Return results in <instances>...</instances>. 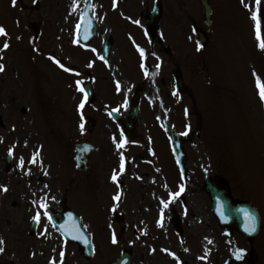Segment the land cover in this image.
<instances>
[{"label": "flooded vegetation", "instance_id": "af4514ba", "mask_svg": "<svg viewBox=\"0 0 264 264\" xmlns=\"http://www.w3.org/2000/svg\"><path fill=\"white\" fill-rule=\"evenodd\" d=\"M209 2L212 15L206 33H212L226 11L232 27H241L247 40L244 65L251 107L246 116L239 109L220 110L221 102L215 96L224 95L222 85L213 87L212 83L203 88L199 74L194 86L185 82L188 37L193 44L189 55L195 56L196 67L202 62L203 50L196 29L203 28L204 18L198 0H29L22 5L25 13L31 8L53 11V20L44 15L33 21L27 17V36L39 44L30 48L46 57L42 58L61 77L77 86L86 84L92 88L94 100L87 106L107 114L114 109L127 117L124 122H112L107 115L96 118L92 114L94 128L112 126L130 142L136 137L144 95L150 112L156 107L157 115L163 113L157 116L153 112L152 119L169 138L164 124L178 129L185 159L183 166L176 164L163 176L169 193L148 198L142 205L122 196L125 178L121 168L107 169L101 164L97 172H91V166L86 173H80L70 165L54 177L67 185L63 197L52 198L50 204L45 203L46 208L36 197L27 201L22 213L24 258L20 264H113L124 252L130 257V264H264V100L257 87V77L264 81V49L259 47L257 21L253 18L258 6L256 0ZM86 6L96 31L83 46L76 41V27ZM258 16L264 38V2ZM32 23L37 39L28 28ZM234 80L229 79L227 96L237 87ZM172 100L177 107L170 110ZM207 107L216 119L228 125L227 132L235 129L236 134H241L235 137L236 147L228 144L223 150L212 149L210 159L202 163L200 157L194 159L197 153L187 150L186 143L198 135L197 130L188 131V121L197 124ZM136 109L138 118L131 122L129 116ZM93 131L83 132L85 140ZM97 159L102 162L99 156ZM114 173L116 180L112 179ZM104 174L109 185L120 188L119 199L115 198L117 195L97 198L99 213L89 218L92 224L85 225L90 244L86 242L83 250L71 235H64L65 227L68 231L69 226H74L68 210L75 211L73 198L66 195L71 197L73 182L95 186L104 182ZM26 182L49 183L44 175L35 173L27 176ZM37 213L39 220H33ZM249 214L254 220L248 219ZM249 226H254L255 231H246ZM240 249L244 251L238 259Z\"/></svg>", "mask_w": 264, "mask_h": 264}, {"label": "rangeland", "instance_id": "374dc122", "mask_svg": "<svg viewBox=\"0 0 264 264\" xmlns=\"http://www.w3.org/2000/svg\"><path fill=\"white\" fill-rule=\"evenodd\" d=\"M28 3L29 0H16L15 4L13 0H0V26L7 33L0 35V64L4 66L3 71H0V239L3 240L0 247L4 248L0 253V264H20L24 258V253L23 257L21 254L24 243L22 213L27 201L30 203V198L36 197L42 204L51 198L64 196L67 185H62L54 177L61 175V171L71 165L69 155L72 143L76 139H83L85 131L83 116H106L105 111L99 113L89 106L81 108V99L77 100L76 94L68 86L70 81L67 77L64 80L42 58L43 55L30 48L31 39L27 36L25 26L27 17L33 21L39 15H44V18L53 20V11H36L31 8L26 9L25 13L22 5ZM97 10L100 11L99 8ZM211 34L210 42L203 48L202 62L197 67L195 56L189 55L193 44L188 37L185 82L194 86L196 75L199 74L202 75L200 82L203 88L212 83L213 87L222 85L224 95L221 94V98L215 96V100L221 102L220 110L239 109L241 115L246 116L251 106L246 90L248 83L244 55L247 40L243 36V29L232 27L225 11L224 18L219 25L214 26ZM6 42L9 46L4 48ZM34 45L39 46L36 42ZM232 78H235L237 87L231 89L227 96L226 86ZM69 84L72 88L75 86L71 82ZM147 87L151 90L150 83H147ZM206 94L204 92L203 96ZM149 104L143 95L136 137L130 142H125L112 126L104 129L97 126L93 134H88L86 138L98 145L91 156V172H97L101 164L107 169L116 167L113 168L115 170L121 168L123 163L125 184L121 186L122 196L130 198L129 201L137 205L146 204L148 198H159L169 193L167 189L157 188L153 177L164 185V174L176 165L168 135L152 119L153 112L157 115V108L149 112ZM175 105L177 107V103L172 100L170 110ZM22 108L25 110L22 111ZM212 113L208 107L205 108L197 124L190 125L189 131L197 130L198 135H193L186 143V149L195 150L197 155L194 159L200 157L202 163L210 159L212 149L223 150L228 144L235 146V137L241 134H236L235 129L227 132L228 125L222 124ZM162 115L158 113L157 116ZM118 144L122 146L118 148ZM10 149L12 156L9 163H6V154ZM34 156L35 163H32ZM98 156L102 162L98 161ZM33 173L44 175L49 183H25L26 177ZM106 175H103L104 182H97L96 188L76 181L71 184V197L70 194L66 196L74 198L73 205L83 216L95 217L99 213L96 198L116 196L120 190L118 186L107 183ZM85 219L89 221V218ZM88 223L92 224L91 221Z\"/></svg>", "mask_w": 264, "mask_h": 264}, {"label": "snow or ice", "instance_id": "6c2138e0", "mask_svg": "<svg viewBox=\"0 0 264 264\" xmlns=\"http://www.w3.org/2000/svg\"><path fill=\"white\" fill-rule=\"evenodd\" d=\"M264 2V0H256V3H257V6H258V9H257V12H254L253 13V18L257 21V24H256V34H257V38L258 40H260V43H259V47L264 49V38H261V33H260V19H259V16H258V12H259V6L261 5V3ZM16 3V0H13V4ZM137 23H139V21H136ZM0 35H7L6 33V30L3 28V26H0ZM9 45L8 43L6 42L4 44V48H7ZM141 51V55L143 56L144 54V51L143 49H140ZM58 64L60 63L59 60L56 61ZM61 67H64L63 64L60 65ZM143 66V65H142ZM3 68L4 66L2 64H0V71H3ZM70 70V69H69ZM147 74V73H146ZM78 84L80 83L79 81L77 82ZM257 87L259 88V95L261 97L262 100H264V81H261V79L259 77H257ZM80 91H84L83 88L80 89ZM87 98V93H85V99ZM84 106V101L81 102L80 104V107L83 108ZM81 129L83 130V125H81ZM187 134V133H185ZM122 145L118 144L117 147H121ZM11 151V149H10ZM32 163H35V156L33 157V160L31 161ZM23 165V159H21V166ZM121 170H123V163L121 164ZM116 174L114 173L113 174V177L112 179L113 180H116ZM7 189H5L6 191ZM181 191H183V187H181ZM174 196H178L179 193H174L173 194ZM116 199H119V195H117V197H115ZM41 207H44L46 208L47 205L46 204H41ZM39 213H37L36 216L33 217V220H39ZM45 215H47V212H45ZM49 219H51V217L49 216ZM248 219L250 221L254 220V217L251 216V214H249L248 216ZM246 231H255V227L254 226H249V227H246ZM77 239H82L83 237L81 236H77L76 237ZM116 242V237H115V233L113 234V243ZM3 244V240L0 239V245ZM4 251V248L3 247H0V253H2ZM243 249H240L237 251V258H241V254L243 253ZM61 257H63V253H61Z\"/></svg>", "mask_w": 264, "mask_h": 264}, {"label": "water", "instance_id": "95a60500", "mask_svg": "<svg viewBox=\"0 0 264 264\" xmlns=\"http://www.w3.org/2000/svg\"><path fill=\"white\" fill-rule=\"evenodd\" d=\"M204 6V16L205 18L210 17V6L208 4L207 0H200ZM82 28V27H81ZM198 35L200 39H202V43L205 44L206 42V35L203 31H198ZM134 117H136V114H134ZM175 149L177 157L179 158L181 156V150L179 148V142H175ZM92 150V146L90 144L86 143H80L75 144L74 146V158L75 163L80 169H85L88 159V154Z\"/></svg>", "mask_w": 264, "mask_h": 264}]
</instances>
